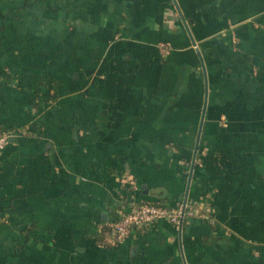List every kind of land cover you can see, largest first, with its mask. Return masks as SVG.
I'll return each instance as SVG.
<instances>
[{"label": "crops", "instance_id": "0c3cea01", "mask_svg": "<svg viewBox=\"0 0 264 264\" xmlns=\"http://www.w3.org/2000/svg\"><path fill=\"white\" fill-rule=\"evenodd\" d=\"M5 129L0 264H264V0H0Z\"/></svg>", "mask_w": 264, "mask_h": 264}, {"label": "built area", "instance_id": "2783aa9c", "mask_svg": "<svg viewBox=\"0 0 264 264\" xmlns=\"http://www.w3.org/2000/svg\"><path fill=\"white\" fill-rule=\"evenodd\" d=\"M160 52L166 55L171 45L161 43ZM13 132L6 129L0 131V149H4L11 141ZM124 181L129 180L124 176ZM209 206L205 202H188L185 200L177 206H167L151 201L140 202L130 211L121 213L118 219L109 225V235L115 244L122 243L136 229L143 230L158 220H166L177 228H181L184 221L190 216L207 217Z\"/></svg>", "mask_w": 264, "mask_h": 264}, {"label": "trees", "instance_id": "16d2710c", "mask_svg": "<svg viewBox=\"0 0 264 264\" xmlns=\"http://www.w3.org/2000/svg\"><path fill=\"white\" fill-rule=\"evenodd\" d=\"M6 130V129H5ZM110 228H108V231H109Z\"/></svg>", "mask_w": 264, "mask_h": 264}]
</instances>
